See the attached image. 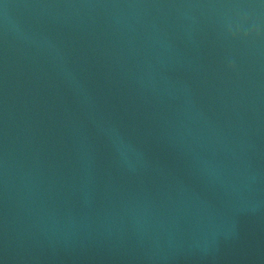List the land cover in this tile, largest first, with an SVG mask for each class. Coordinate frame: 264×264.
<instances>
[{
    "label": "water",
    "instance_id": "95a60500",
    "mask_svg": "<svg viewBox=\"0 0 264 264\" xmlns=\"http://www.w3.org/2000/svg\"><path fill=\"white\" fill-rule=\"evenodd\" d=\"M0 264H264V0H0Z\"/></svg>",
    "mask_w": 264,
    "mask_h": 264
}]
</instances>
